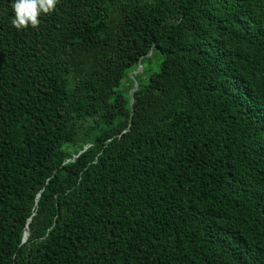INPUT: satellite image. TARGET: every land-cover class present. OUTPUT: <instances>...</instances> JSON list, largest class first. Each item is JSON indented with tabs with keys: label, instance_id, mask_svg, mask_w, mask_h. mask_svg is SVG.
<instances>
[{
	"label": "trees",
	"instance_id": "1",
	"mask_svg": "<svg viewBox=\"0 0 264 264\" xmlns=\"http://www.w3.org/2000/svg\"><path fill=\"white\" fill-rule=\"evenodd\" d=\"M14 2L0 264H264V0Z\"/></svg>",
	"mask_w": 264,
	"mask_h": 264
},
{
	"label": "clouds",
	"instance_id": "2",
	"mask_svg": "<svg viewBox=\"0 0 264 264\" xmlns=\"http://www.w3.org/2000/svg\"><path fill=\"white\" fill-rule=\"evenodd\" d=\"M59 0H15L12 4L14 18L12 25L17 29H26L31 26L38 28L41 16L55 11Z\"/></svg>",
	"mask_w": 264,
	"mask_h": 264
},
{
	"label": "water",
	"instance_id": "3",
	"mask_svg": "<svg viewBox=\"0 0 264 264\" xmlns=\"http://www.w3.org/2000/svg\"><path fill=\"white\" fill-rule=\"evenodd\" d=\"M141 70H142V65H141L140 63H138L137 68H136L134 71H132L131 74H130V77H131V79L133 80V88H132V89L130 90V92H129V96H130V104L132 103V100H133L132 95H133V93L136 91V89H137V87H138V85H137V81L135 80L134 75H135L136 73L140 72ZM24 234H25V233H24ZM25 241H26V238H25V235H23L22 242H25Z\"/></svg>",
	"mask_w": 264,
	"mask_h": 264
},
{
	"label": "bare ground",
	"instance_id": "4",
	"mask_svg": "<svg viewBox=\"0 0 264 264\" xmlns=\"http://www.w3.org/2000/svg\"><path fill=\"white\" fill-rule=\"evenodd\" d=\"M24 235H25V238H26V237H27V235H28V232H27V231H25V234H24Z\"/></svg>",
	"mask_w": 264,
	"mask_h": 264
}]
</instances>
